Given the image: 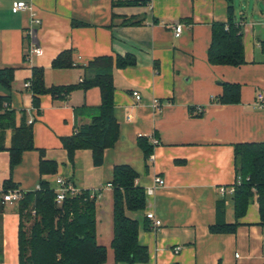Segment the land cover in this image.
<instances>
[{
	"label": "crops",
	"instance_id": "1",
	"mask_svg": "<svg viewBox=\"0 0 264 264\" xmlns=\"http://www.w3.org/2000/svg\"><path fill=\"white\" fill-rule=\"evenodd\" d=\"M16 1L32 3L41 22H33L29 11L14 12ZM123 1L0 0V68L14 69L12 88H0V94L8 96L17 125L23 118L28 123L33 119L36 145L12 169L13 130L7 129V149L0 150V198L8 180L15 185L12 189L25 193L38 189L42 181L56 188L59 177L80 190L98 193L97 238L108 248L109 263L114 200L108 184L116 165L129 164L139 172L137 183L145 190L156 177L166 181L146 194L144 210L127 211L140 222V241L149 248V264H264L258 197L246 215L237 218L233 194L220 191L237 181L234 144L264 141V99H258L259 93L264 95V0H234L245 51V62L239 66L212 64L208 56L213 24L229 20L227 0L114 5ZM129 17L140 23H125ZM179 23L184 29L176 37ZM30 26L35 28L33 37ZM32 42L43 53L28 59ZM65 50L73 51L75 66L55 68L53 61ZM128 54L136 58V65L114 69L118 141L106 149L101 165L85 148L76 150L72 161L62 138L92 122L95 114L89 109L100 106V87L76 89L66 98L43 94L37 110L25 83L33 78L35 67H42L48 88L76 84L93 58ZM225 83L240 85L239 102H218ZM134 90L141 93V100ZM155 99L160 109L154 108ZM141 136L154 145L148 161L139 145ZM42 161L48 171H41ZM220 201H224L221 207ZM148 211L162 220L160 227L153 228ZM21 222L19 202L3 201L0 264H19ZM217 225H236V230H212Z\"/></svg>",
	"mask_w": 264,
	"mask_h": 264
},
{
	"label": "trees",
	"instance_id": "2",
	"mask_svg": "<svg viewBox=\"0 0 264 264\" xmlns=\"http://www.w3.org/2000/svg\"><path fill=\"white\" fill-rule=\"evenodd\" d=\"M228 1L229 20L213 24L212 41L209 47V60L212 64L239 66L245 62L244 38L241 26L235 22L234 0ZM150 0H126L114 2L127 5H146ZM127 24H138L133 17L125 18ZM136 65L133 55H102L84 65V76L79 83L47 87L44 69L35 67L30 89L34 94V105L40 108L41 96L51 94L54 98H66L76 89L99 86L102 101L99 107L89 109L95 116L92 122L77 129L72 135L62 138L70 159L78 149H91L94 163L104 162L105 151L114 147L120 137V124L115 113L114 69ZM55 68L75 66L73 51H63L54 61ZM14 79L13 68H0V88L9 91ZM241 100L240 85L225 83L224 92L218 98L220 103H237ZM196 109V108H195ZM83 109H81L82 111ZM199 111L198 114H202ZM7 129L13 130L9 147L10 164L14 169L27 150L36 149L33 123L23 118L16 123V111L10 107L8 96L0 94V150H5ZM139 145L146 161L154 152V145L148 137L141 136ZM237 181L233 184V199L237 218L246 215L250 202L255 196L260 204L264 220V141L238 142L234 144ZM47 162L42 161L41 171H48ZM139 172L129 164H119L114 168L111 181L113 188V238L114 264H149V248L140 241V222L127 211L144 210L147 207L145 187L137 183ZM2 193L15 185L8 180ZM1 193V194H2ZM91 191L80 190L77 194L68 193L61 204L56 201L57 192L49 182L42 181L36 190L23 194L19 201L22 215L20 226L19 264H107L108 248L97 238V197ZM2 197V196H1ZM0 198V207L3 206ZM220 201L218 206H223ZM148 219V218H147ZM31 222V227L26 224ZM212 230L235 231L236 225L212 226Z\"/></svg>",
	"mask_w": 264,
	"mask_h": 264
},
{
	"label": "built area",
	"instance_id": "3",
	"mask_svg": "<svg viewBox=\"0 0 264 264\" xmlns=\"http://www.w3.org/2000/svg\"><path fill=\"white\" fill-rule=\"evenodd\" d=\"M12 9L14 12L29 11L31 13L33 22H36V23L41 22V19L37 16V13H35L34 11V6L32 5V3H28L26 1H16L14 2ZM183 29H184L183 24L181 23L177 24L175 27V30H176L175 36L179 37ZM28 32L33 37L34 32H35L34 26H30ZM42 53H43L42 47L37 45L35 42H32L28 49L27 57L28 59H32L34 55H40ZM30 85H31L30 80L25 83V87L27 88H29ZM133 95L136 97L138 101L141 100L142 98V95L138 90H134ZM258 99L259 100L264 99L263 93L258 94ZM154 108L155 109L161 108V103L158 99L154 100ZM202 109H203L202 107H198L197 110L202 111ZM29 122L33 123V119H30ZM56 183H57V187L55 188L57 192L56 201L58 204H61L63 202V200L65 199L68 193L77 194L80 192V189L73 187L62 177L57 178ZM165 184H166L165 179H163L162 177H156L154 184L146 188V194L147 195L153 194L159 187L165 186ZM108 186L112 187V183L110 182ZM220 191L222 194H226V193L233 194L235 192V186L232 185L228 187H221ZM23 194L24 192H22L19 189H9L8 191L4 192L3 200L5 202H11V203L19 202L23 198ZM91 196L98 198L99 195L98 193H92ZM146 215H147V218L152 221L153 228H158L162 225V220L158 218L154 212L148 211ZM180 249H181V246L177 247L176 252H179Z\"/></svg>",
	"mask_w": 264,
	"mask_h": 264
},
{
	"label": "rangeland",
	"instance_id": "4",
	"mask_svg": "<svg viewBox=\"0 0 264 264\" xmlns=\"http://www.w3.org/2000/svg\"><path fill=\"white\" fill-rule=\"evenodd\" d=\"M241 0H238V3H240ZM263 2V1H262ZM264 3V2H263ZM31 222L28 221V223L26 224L28 227H31ZM108 247H109V263L107 264H113L111 262L112 258H113V254H114V250L112 249L111 245L108 244Z\"/></svg>",
	"mask_w": 264,
	"mask_h": 264
}]
</instances>
